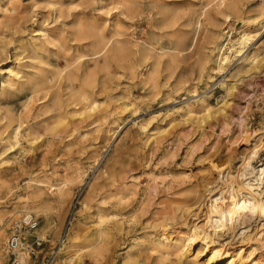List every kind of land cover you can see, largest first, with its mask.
I'll return each mask as SVG.
<instances>
[{
    "label": "rangeland",
    "instance_id": "obj_1",
    "mask_svg": "<svg viewBox=\"0 0 264 264\" xmlns=\"http://www.w3.org/2000/svg\"><path fill=\"white\" fill-rule=\"evenodd\" d=\"M260 144L256 164L264 0H0V264H204L214 166L236 174ZM25 212L35 255L5 247ZM250 226L221 233V264L264 257V219Z\"/></svg>",
    "mask_w": 264,
    "mask_h": 264
},
{
    "label": "bare ground",
    "instance_id": "obj_2",
    "mask_svg": "<svg viewBox=\"0 0 264 264\" xmlns=\"http://www.w3.org/2000/svg\"><path fill=\"white\" fill-rule=\"evenodd\" d=\"M248 41L249 35L247 33L244 31L238 32L236 38L232 41L230 54L232 56L242 55L243 48ZM229 60L230 57L224 55V52L221 54L219 53L215 60V65L220 69L222 63ZM248 60V57H246L245 61ZM254 60L255 58L253 61ZM13 78L15 77L13 76ZM241 121H243V118H241ZM260 148L261 144L260 147L257 145L250 149L247 154L242 157L236 174L227 171V168H220L216 165L214 166L215 170L217 169V171H220V180L222 181L223 186L222 189L214 187L209 190L207 199L208 213L205 217V223L203 224L202 229L212 237L214 240L213 243H217L216 245L219 247H216L213 251L209 252L205 258L204 264H221L226 258L228 251H226V253H224V251L229 247L230 240L224 238L222 232H225V234L232 233L233 235H242L246 233V230H248L249 227H251V224L261 222L264 219V187L261 189V183L258 182L259 180H264V159H261L259 164L255 163V160L260 155ZM235 184L238 186V189H235ZM217 187H219V185ZM186 211H188V216H186L185 226L199 230V228H197L199 222L196 224L195 222L191 223L190 221V219H192L191 216H193L194 219H199L200 217L198 216V213L196 212L192 214V211L191 215L189 212L191 210H189V208H187ZM189 216L191 218H188ZM3 220L4 218L0 216V222H3ZM259 225L257 224V226ZM173 240L175 239L173 238ZM227 250H229V248ZM257 251L258 248L255 246L250 247L249 253L242 254L236 259V261L240 264H252L256 258L255 254ZM20 255L22 256V254ZM23 256L22 258H19L22 262L25 261ZM257 264H264V257L261 259L258 258Z\"/></svg>",
    "mask_w": 264,
    "mask_h": 264
},
{
    "label": "built area",
    "instance_id": "obj_3",
    "mask_svg": "<svg viewBox=\"0 0 264 264\" xmlns=\"http://www.w3.org/2000/svg\"><path fill=\"white\" fill-rule=\"evenodd\" d=\"M40 224L39 218L32 212H25L23 215L15 221L14 228L11 235L8 237L5 247L12 253L27 250L30 254L35 255L37 249L40 248L44 240L34 239L32 242L25 237L26 232H32L38 228ZM68 231L65 230L60 239V245H64L67 240ZM57 256V255H56ZM56 256L52 258L46 264H53ZM11 264H23L20 259L15 257Z\"/></svg>",
    "mask_w": 264,
    "mask_h": 264
}]
</instances>
